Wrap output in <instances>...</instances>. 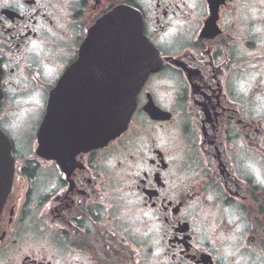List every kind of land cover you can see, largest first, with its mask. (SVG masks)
Instances as JSON below:
<instances>
[{"label":"flooded vegetation","instance_id":"af4514ba","mask_svg":"<svg viewBox=\"0 0 264 264\" xmlns=\"http://www.w3.org/2000/svg\"><path fill=\"white\" fill-rule=\"evenodd\" d=\"M145 42L161 63L95 147ZM55 91L71 140L42 153ZM0 131V264H264V0H0Z\"/></svg>","mask_w":264,"mask_h":264},{"label":"water","instance_id":"95a60500","mask_svg":"<svg viewBox=\"0 0 264 264\" xmlns=\"http://www.w3.org/2000/svg\"><path fill=\"white\" fill-rule=\"evenodd\" d=\"M145 53L143 56V72L135 76L128 77L127 87L122 85V99L119 101H113L110 106H107L105 109L96 107V114L102 113L103 117L101 121L96 120L90 121V143L95 145V147L102 146L111 139L118 136L127 126L131 113L135 107V94L141 85L144 83L147 76L156 71L161 63V60L158 59L156 51L154 55L150 53L149 47L145 42ZM72 72V71H71ZM72 75H70V78ZM73 84V83H72ZM72 86V85H71ZM70 85L66 87V93L70 95L72 89ZM121 87H119L120 92ZM69 91V92H68ZM71 100V98L69 99ZM67 105H60L57 100V91H55L47 106V116L44 121V127L42 134L39 137L40 146L38 151L44 153L46 148V143L48 141H58L61 138L71 140L67 135H63V130L61 129L62 124L67 125V122L62 124L57 122V117L60 115L62 109L74 110L71 102L66 101ZM105 111V112H104ZM105 117V118H104ZM87 123V122H86ZM77 124H74L76 126ZM53 127V130H49L52 133L50 135H44V132L47 127ZM81 127L82 124H79ZM95 129V136H94ZM75 139V137H71ZM51 152V151H50ZM57 155H51V158L56 159ZM14 173V159L11 155V144L8 136L0 131V213L2 211L3 205L7 199L8 194L11 191V185L13 180Z\"/></svg>","mask_w":264,"mask_h":264}]
</instances>
